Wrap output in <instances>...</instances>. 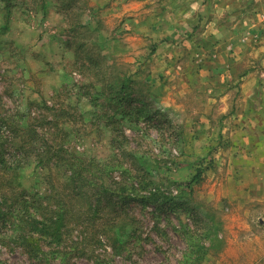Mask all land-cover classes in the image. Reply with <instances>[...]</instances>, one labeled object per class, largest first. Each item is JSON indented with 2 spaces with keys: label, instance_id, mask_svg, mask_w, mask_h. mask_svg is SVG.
Listing matches in <instances>:
<instances>
[{
  "label": "rangeland",
  "instance_id": "rangeland-1",
  "mask_svg": "<svg viewBox=\"0 0 264 264\" xmlns=\"http://www.w3.org/2000/svg\"><path fill=\"white\" fill-rule=\"evenodd\" d=\"M174 3L0 0V115L83 156L107 158L120 147L130 168L124 181L145 196L129 204L142 238L132 239L127 255L114 251L106 235L97 242L98 221L83 237L74 230L64 259L36 263L9 241L0 242V264H101L98 257L103 264H264L260 151L230 120L236 110L231 104L240 97L239 74L263 52L252 46L254 39L238 40L253 30L254 20L236 28L226 24L235 34L220 50L240 56L227 58L233 65L224 66L227 73L206 78L199 69L220 63L205 54L211 42L200 40L192 55L193 34L164 44L156 30L160 20L146 18H157L159 8L173 11ZM257 30L264 38V21ZM112 91L124 95L125 108L111 118L117 105L106 106V96ZM226 93L230 101L223 104ZM46 173L31 170L20 182L36 185L37 175ZM114 178L120 180L121 171Z\"/></svg>",
  "mask_w": 264,
  "mask_h": 264
},
{
  "label": "trees",
  "instance_id": "trees-1",
  "mask_svg": "<svg viewBox=\"0 0 264 264\" xmlns=\"http://www.w3.org/2000/svg\"><path fill=\"white\" fill-rule=\"evenodd\" d=\"M121 87L125 88L124 81ZM106 100V106L117 105L111 118L125 108L123 94L112 91ZM15 122L8 114L0 115V242H15L33 262H50L52 257L68 255L66 243L75 229L83 237L100 221L103 228L95 234L97 242L106 235L114 251L127 255L129 245L142 238L129 204L145 196L131 192L136 186L124 181L130 168L119 157L121 148L107 158L83 156L65 145L51 146L36 130ZM119 135L127 140L124 132ZM31 170L47 173L37 175L36 185L21 184V175ZM117 170L120 180L114 178ZM54 173L62 176L59 182L53 181ZM40 177L43 190L37 186ZM7 225L9 230L4 229ZM96 261L103 264L100 257Z\"/></svg>",
  "mask_w": 264,
  "mask_h": 264
},
{
  "label": "crops",
  "instance_id": "crops-1",
  "mask_svg": "<svg viewBox=\"0 0 264 264\" xmlns=\"http://www.w3.org/2000/svg\"><path fill=\"white\" fill-rule=\"evenodd\" d=\"M174 1L175 7L173 11L159 8L160 12L157 18L153 15H148L146 18L147 20H160L158 21V29L156 30L158 34H160V41L163 40L162 42H164V44H167V41L174 40V35L179 36L185 32L193 34V39L190 40V45L193 44L192 55L198 54V51L195 50L198 49L200 40L204 41V44L206 41H210L212 44L210 47L211 49L205 51V54L208 53L206 56L209 57L215 55L217 57L215 60L220 61L219 64L221 68H217L219 66L217 62L216 65H204L199 71L205 73L206 78H210L214 74L217 75L221 71L223 74L224 66L227 70L230 66H233L228 65L227 58L235 54L239 55L240 53L238 50L232 51L231 48L228 50H220L222 48L221 46L225 44L228 45L229 48L231 36L235 34V32L230 31L231 28L226 26V24L230 23L236 28L242 26L241 23L243 20L244 22L245 20H254L253 23H251V28L253 30L247 31L243 39L239 36L238 40L239 38L244 41L254 39L252 41V46L255 48V46L258 45L257 51L263 52H257L253 56L256 57V59L252 61L253 65L242 70L239 74V83L236 82V85H238V88L240 86V93L237 95H240V97L239 99L234 98L232 102L234 104H231L234 110V105L236 103V110L230 117V120L234 123L232 126L233 130L248 142L252 140L253 149L260 151V158L256 165H258V168L264 169V45L260 46V42H263L264 38H261L259 34L256 33L259 24H262V21H264V0ZM143 3L144 1H142V4ZM255 20L259 23H257L258 26ZM160 25L163 26L161 29ZM200 31H202V34ZM214 48L215 50H213ZM194 52L195 54H193ZM235 65L239 68L238 62ZM228 73L237 72L231 69ZM216 78L217 76L212 78V81L215 82ZM229 97V93L222 96L223 104L229 103Z\"/></svg>",
  "mask_w": 264,
  "mask_h": 264
}]
</instances>
